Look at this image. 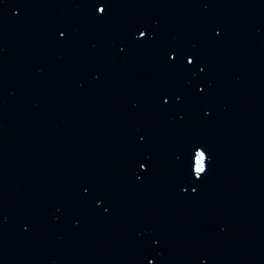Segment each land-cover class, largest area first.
Listing matches in <instances>:
<instances>
[{"label":"water","instance_id":"95a60500","mask_svg":"<svg viewBox=\"0 0 264 264\" xmlns=\"http://www.w3.org/2000/svg\"><path fill=\"white\" fill-rule=\"evenodd\" d=\"M95 3L0 0V264H264V0Z\"/></svg>","mask_w":264,"mask_h":264},{"label":"snow or ice","instance_id":"6c2138e0","mask_svg":"<svg viewBox=\"0 0 264 264\" xmlns=\"http://www.w3.org/2000/svg\"><path fill=\"white\" fill-rule=\"evenodd\" d=\"M96 11L99 15L103 16L106 15L109 11V0H96L95 3ZM61 36L66 35L65 32H60ZM149 33L147 30H138V38L139 39H148ZM170 59L175 62L180 57L179 50H171L169 53ZM186 63L189 66H194L197 63V58L194 54H187L186 55ZM201 92L204 91L203 88L200 89ZM165 102H168L169 97H164ZM143 139V137H141ZM195 158V171H194V183L203 181L205 175L207 174L208 165H206V161L210 162V154L207 151L206 146L200 144H194L192 146V155L189 156L188 159V170L191 173L193 169L192 158ZM139 167L142 168L145 172L149 171L151 168V161L144 160L139 162ZM198 190V187H193L192 191L195 192ZM85 191H89L85 189ZM151 264H155V261H152Z\"/></svg>","mask_w":264,"mask_h":264}]
</instances>
